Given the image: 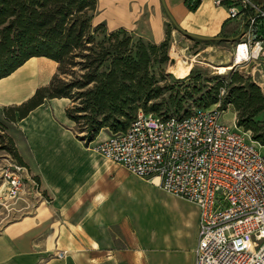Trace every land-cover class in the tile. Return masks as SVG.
I'll use <instances>...</instances> for the list:
<instances>
[{
	"label": "crops",
	"instance_id": "crops-1",
	"mask_svg": "<svg viewBox=\"0 0 264 264\" xmlns=\"http://www.w3.org/2000/svg\"><path fill=\"white\" fill-rule=\"evenodd\" d=\"M190 3L96 0L92 24L156 44L167 29L179 32L174 24L205 37L239 32L240 21L229 20L224 5L197 0L190 9ZM56 70L50 58H29L0 79V109L26 101ZM70 103L45 99L9 122L6 133L47 199L32 213L0 224V264H195L197 205L94 151L108 132L87 143L78 138L65 112ZM61 250L64 257L55 256Z\"/></svg>",
	"mask_w": 264,
	"mask_h": 264
},
{
	"label": "trees",
	"instance_id": "trees-1",
	"mask_svg": "<svg viewBox=\"0 0 264 264\" xmlns=\"http://www.w3.org/2000/svg\"><path fill=\"white\" fill-rule=\"evenodd\" d=\"M95 7L96 0H0V79L31 57L57 62L47 85L0 109L2 120L14 122L45 99L65 97L71 101L66 116L87 143L103 129L124 131L139 110L188 114L220 101L221 109L232 105L236 125L264 146V92L251 77L232 71L203 79L191 70L166 83L151 67L158 55L159 62L167 59V39L156 44L122 28L93 25ZM6 139L8 153L26 168L12 138Z\"/></svg>",
	"mask_w": 264,
	"mask_h": 264
},
{
	"label": "built area",
	"instance_id": "built-area-1",
	"mask_svg": "<svg viewBox=\"0 0 264 264\" xmlns=\"http://www.w3.org/2000/svg\"><path fill=\"white\" fill-rule=\"evenodd\" d=\"M212 1L240 21L232 67L261 85L255 75L264 73V3ZM223 112L218 104L167 116L139 110L124 131L108 132L92 148L197 205L195 264H264V155L250 132L221 119ZM5 178L15 190V178Z\"/></svg>",
	"mask_w": 264,
	"mask_h": 264
},
{
	"label": "rangeland",
	"instance_id": "rangeland-1",
	"mask_svg": "<svg viewBox=\"0 0 264 264\" xmlns=\"http://www.w3.org/2000/svg\"><path fill=\"white\" fill-rule=\"evenodd\" d=\"M264 2V0H259ZM175 36L167 29L165 39L168 47L166 50L167 59L159 62L160 55L153 61L151 70L159 78L164 77L166 83H173L175 78L185 76L193 70L200 74L201 78H211L214 76H228L229 72L237 71L246 76L238 68L232 67V53L235 41H210L214 44H208L207 41L190 39L181 32L175 31ZM236 33L234 36H237ZM137 37V36H134ZM264 72V68L261 69ZM255 79L261 82L258 73ZM264 81V76H262ZM264 92V83L260 85ZM221 90V94H223ZM221 105L217 102L213 105ZM221 119L226 123L233 125L235 123V112L232 105L227 104L222 108ZM74 129L78 132L76 124ZM0 224H5L15 220L23 215L32 213L37 205L46 200L40 185L34 175L27 168L19 166L7 151L6 131L9 126L8 121L0 117ZM3 129V130H1ZM5 129V130H4ZM107 129H103L98 137H102ZM78 134H81L78 132ZM97 137V138H98ZM259 145V151L264 155V146ZM5 174L11 175L17 181L15 190L11 187L5 178Z\"/></svg>",
	"mask_w": 264,
	"mask_h": 264
},
{
	"label": "water",
	"instance_id": "water-1",
	"mask_svg": "<svg viewBox=\"0 0 264 264\" xmlns=\"http://www.w3.org/2000/svg\"><path fill=\"white\" fill-rule=\"evenodd\" d=\"M174 24V23H173ZM175 28L181 32L183 35H185L186 37L190 38V39H195V40H202V41H220V40H226V41H236L237 37L234 38H224V37H220V36H215V37H205V36H200V35H196V34H191L188 33L184 30H182L180 27H178L176 24H174ZM246 76L250 77V74H246Z\"/></svg>",
	"mask_w": 264,
	"mask_h": 264
}]
</instances>
